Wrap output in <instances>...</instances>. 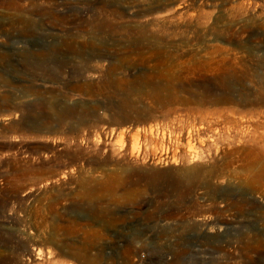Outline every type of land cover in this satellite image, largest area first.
I'll use <instances>...</instances> for the list:
<instances>
[{
  "label": "rangeland",
  "instance_id": "rangeland-1",
  "mask_svg": "<svg viewBox=\"0 0 264 264\" xmlns=\"http://www.w3.org/2000/svg\"><path fill=\"white\" fill-rule=\"evenodd\" d=\"M0 264H264V0H0Z\"/></svg>",
  "mask_w": 264,
  "mask_h": 264
},
{
  "label": "bare ground",
  "instance_id": "bare-ground-1",
  "mask_svg": "<svg viewBox=\"0 0 264 264\" xmlns=\"http://www.w3.org/2000/svg\"><path fill=\"white\" fill-rule=\"evenodd\" d=\"M120 134H121L122 136H124V135H125V131H122Z\"/></svg>",
  "mask_w": 264,
  "mask_h": 264
}]
</instances>
